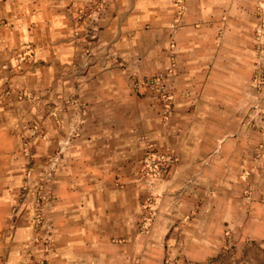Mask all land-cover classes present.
Returning <instances> with one entry per match:
<instances>
[{
    "label": "crops",
    "instance_id": "0c3cea01",
    "mask_svg": "<svg viewBox=\"0 0 264 264\" xmlns=\"http://www.w3.org/2000/svg\"><path fill=\"white\" fill-rule=\"evenodd\" d=\"M263 8L264 0H0V264H87L111 244L112 226L97 224L103 186L118 180L121 154L169 130L136 79L168 74L177 107L195 74V117L228 124L220 146L247 137V122L264 116ZM33 179L47 196L44 226L32 219ZM250 217L259 222L253 237L264 238L257 214L229 225L246 237Z\"/></svg>",
    "mask_w": 264,
    "mask_h": 264
},
{
    "label": "rangeland",
    "instance_id": "374dc122",
    "mask_svg": "<svg viewBox=\"0 0 264 264\" xmlns=\"http://www.w3.org/2000/svg\"><path fill=\"white\" fill-rule=\"evenodd\" d=\"M258 18L264 22V8ZM190 76L185 103L177 107L168 74L135 80L136 91L148 92L169 130L141 139L132 152L121 154L120 169L109 171L118 180L103 186L104 217L97 224L104 230L112 226L111 244L88 256L87 264H264V238L253 237L259 222L249 218L246 237L229 225L243 211L264 217V116L247 122L253 129L247 137L227 138L220 146L217 135L228 124L200 119L203 113L195 117V74ZM24 128L34 138L45 135L37 126ZM33 181L32 219L44 226L47 196L42 180ZM30 185L24 186L23 202Z\"/></svg>",
    "mask_w": 264,
    "mask_h": 264
},
{
    "label": "built area",
    "instance_id": "2783aa9c",
    "mask_svg": "<svg viewBox=\"0 0 264 264\" xmlns=\"http://www.w3.org/2000/svg\"><path fill=\"white\" fill-rule=\"evenodd\" d=\"M37 133V130L36 129H33V134H36Z\"/></svg>",
    "mask_w": 264,
    "mask_h": 264
}]
</instances>
